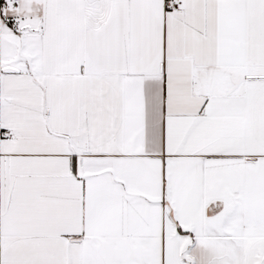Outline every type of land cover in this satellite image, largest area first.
I'll use <instances>...</instances> for the list:
<instances>
[{
    "label": "snow or ice",
    "instance_id": "obj_1",
    "mask_svg": "<svg viewBox=\"0 0 264 264\" xmlns=\"http://www.w3.org/2000/svg\"><path fill=\"white\" fill-rule=\"evenodd\" d=\"M0 264H264V0H0Z\"/></svg>",
    "mask_w": 264,
    "mask_h": 264
}]
</instances>
